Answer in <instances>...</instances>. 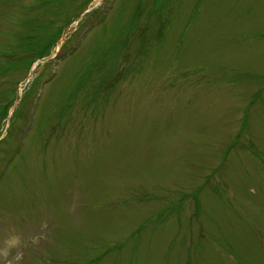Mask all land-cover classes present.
<instances>
[{
	"label": "rangeland",
	"instance_id": "374dc122",
	"mask_svg": "<svg viewBox=\"0 0 264 264\" xmlns=\"http://www.w3.org/2000/svg\"><path fill=\"white\" fill-rule=\"evenodd\" d=\"M262 88L264 0H0V264H264Z\"/></svg>",
	"mask_w": 264,
	"mask_h": 264
},
{
	"label": "trees",
	"instance_id": "16d2710c",
	"mask_svg": "<svg viewBox=\"0 0 264 264\" xmlns=\"http://www.w3.org/2000/svg\"><path fill=\"white\" fill-rule=\"evenodd\" d=\"M66 52H64V53H66ZM65 55H69V54H65ZM262 89H264V88H262ZM260 94H261V91H258L257 94L255 95L254 99H251L252 101H250L251 102L250 104H253L254 100L257 99L260 96Z\"/></svg>",
	"mask_w": 264,
	"mask_h": 264
}]
</instances>
